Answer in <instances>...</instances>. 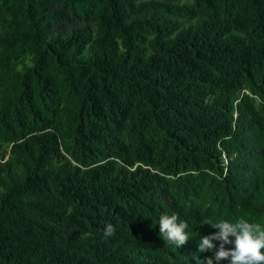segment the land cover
Masks as SVG:
<instances>
[{
  "label": "trees",
  "instance_id": "trees-1",
  "mask_svg": "<svg viewBox=\"0 0 264 264\" xmlns=\"http://www.w3.org/2000/svg\"><path fill=\"white\" fill-rule=\"evenodd\" d=\"M241 217L264 227V0H0V264H200L202 222Z\"/></svg>",
  "mask_w": 264,
  "mask_h": 264
},
{
  "label": "clouds",
  "instance_id": "clouds-1",
  "mask_svg": "<svg viewBox=\"0 0 264 264\" xmlns=\"http://www.w3.org/2000/svg\"><path fill=\"white\" fill-rule=\"evenodd\" d=\"M158 223L159 235L166 244L171 243L179 248L188 242V224L181 221L178 214L161 213ZM202 223L209 224L218 231L200 239L199 252L212 253L204 260L199 259L200 264H221V261H227V264H264V227L259 223L249 222L243 217L235 221L219 219L213 222L206 219ZM114 232V226L107 224L104 235L112 236ZM217 241L218 246L215 243Z\"/></svg>",
  "mask_w": 264,
  "mask_h": 264
},
{
  "label": "rangeland",
  "instance_id": "rangeland-1",
  "mask_svg": "<svg viewBox=\"0 0 264 264\" xmlns=\"http://www.w3.org/2000/svg\"><path fill=\"white\" fill-rule=\"evenodd\" d=\"M28 64H30V61H29L28 58H25L23 61H21V62H19V63L17 64V67H18V68H21L23 65H28Z\"/></svg>",
  "mask_w": 264,
  "mask_h": 264
}]
</instances>
